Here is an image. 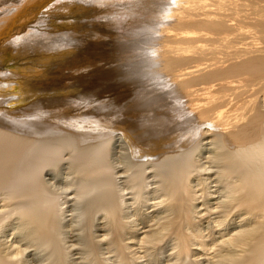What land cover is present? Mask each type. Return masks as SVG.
<instances>
[{
	"label": "rangeland",
	"instance_id": "rangeland-1",
	"mask_svg": "<svg viewBox=\"0 0 264 264\" xmlns=\"http://www.w3.org/2000/svg\"><path fill=\"white\" fill-rule=\"evenodd\" d=\"M34 1L35 0H0V35H2L3 33H5L8 30H12V33L10 32L11 34H9L7 36V38L5 37L6 39H3V41H1V43H0V69H2L4 65H6V66L9 65L8 66L9 70H12V71L15 70V72L25 70V69L26 70H30V69L33 70V67H34V69L36 68L37 71H43L44 67L42 65L41 58L48 57L49 53H50L49 58H50V56H53V57L56 56L57 57L58 55H63V56L66 55L67 57L66 56L65 57L68 58V60L70 58L71 60H73V62H75V63L77 62L76 63L77 65H79V64L82 66L84 65L83 66L84 68H78L79 70H78V72H76L75 67L72 66V68H70V70H74L75 72L73 71V73H72V71H69L67 67H66L67 69L63 68L66 66L65 63H63V64L59 63V65H58L59 67L56 69L57 73L55 72V70L53 72V71H51L52 69L49 70V68H48L47 69L48 73H49L48 77H51V78L56 77V81H57L56 84L57 83L58 84L50 87L51 89L50 88L42 89L41 87L35 88L33 90V91H35L33 94L29 93V96L27 94V96L24 97V99H25L24 102H20V104H16L17 107L19 106L18 108L16 107V105L11 106L8 103L6 104L7 106L6 105H4V106L2 105L3 107L0 106V116L4 117L6 119H12L15 122L17 120L20 121L21 118L24 117L25 119L22 118L23 120H21V121H33V122L34 121H40V122H42V125L51 124L54 127H57V126L61 127V128L65 127L66 131H75L76 130L78 134L99 133V134H103V135L104 134L112 135V133H114V134L123 133L125 135L132 136L136 142L141 141L142 143L137 142V144L139 143L138 144L139 147L142 146L141 148H143V145L145 143H148V142L158 143V141H156V140L158 138H160V137H158L160 134L158 135L156 133L161 132V130H163V131L166 130V133H168V131H169V134H167V135H169L168 137H171V135H172V137L174 135L176 137H180L183 135H184L183 137H186L185 134L186 135L189 134V136L192 137L191 139H194L195 142H197V143L192 142L189 144L190 146L195 145L196 147L194 149L191 148L192 153H189L187 155L188 157L186 156L184 158V162L186 161V159H189L186 161L187 164L185 162V166L189 167V170H187V172H186V177H185L186 181L184 180V187L182 186L181 191L184 190V192H185V193L182 192L184 194L183 200H185V205L183 206V208L185 209V207H186V209L189 210V207L190 206H192V207H190L191 210H189V212H187L188 210L185 211L186 209L185 210L183 209V214L186 212L184 214V215H186V217L184 215H182V213H180V215H179V217H181L180 219L184 218V222H185V223L181 222L180 227L182 228L186 224L184 233L182 232L180 234V231H179L178 234H175L173 230H172L173 232L171 230H169L168 234H171L169 236L167 234V232H163L162 237L161 236H160L161 238L159 237L158 242L156 240V241H154L153 245H152V243L148 244L147 245L148 249H147L146 245L141 244L140 240L138 241L139 236L141 239L142 236L143 237L145 236L144 234H147V233L149 234V233L155 231L158 227H160L162 225L161 224L162 222L165 223V221H168V219L169 220H170V218L173 219L175 217V214H176V213L173 214V212L170 211L169 208L172 205L171 199L170 198L168 199V197L165 195L166 194L165 193V187H163L165 184L163 182V179L158 178V177H161V175H162L161 174L162 169L160 167L159 168L157 167L158 169L153 168V170L151 169L152 170L151 171V170H149L150 168H148L143 173V171L139 170V168H138L137 169L138 172H137L135 167L133 168V166L130 165L132 167L131 168L129 166V164L126 163L125 160L123 161L124 158L122 155L119 156L121 154V152L118 151L119 149L116 148V145L110 144L109 150L111 151V153L109 151V154L111 156L109 155L110 157H108V163L110 162L109 168H110L111 174H109L108 183L105 184L101 181V184H100L101 186H99L101 188H99V187L97 188L94 186V183L92 181H90L93 178H85V180H84V178L81 177L82 176V172H80L81 169L79 167L77 169L74 166V164H76V161H74V156H73L74 153L71 150H63L62 154L60 155L61 157L58 158L59 160L58 159H57L58 161L51 160L52 163L49 164V166H45L47 170L45 169V167H44V169L41 170L42 172L40 173V177H39L40 180H44V182H45V183H43V181L39 180V182L42 184L43 188L47 189L46 193L48 192L47 194H48V196H50L48 198L54 199V200L52 199L54 202L53 206L51 205L52 204L51 199L48 200V201H50L51 207L54 208L55 205L56 206L58 205V207H55L54 209H52L54 212L51 210L52 215L55 214V215H53V219L55 222V227H54L55 232L53 230L54 233H52L53 234L52 239H51L52 241L51 240L48 241L49 242L48 244H47V241L43 242L44 241L43 239H37V238L35 239L34 237H32V235H31V232L33 230L32 227H30V226L28 227L29 224L26 223L25 218L23 219V215L21 216L22 219L19 218L17 213H19L20 215L22 214V213H20L21 212L20 205L18 203H17L18 204L17 205L15 202H13L10 194L7 192H3L4 195H1L2 193L0 194L2 196V199L0 196V201H1L2 205L4 204L2 207L0 205V219H1L0 220L1 221L0 222V252L2 253L3 256L8 255V256H5V257H7L6 258L7 260L9 259L7 262L9 264H90V263L91 264H175V263L176 264L177 263L178 264H237L238 262H240L244 258L245 254L247 253L246 252L247 246H245L246 248L243 246V249H246L244 251H243V249L239 250L242 248L241 246L237 247V248H239L238 250L236 248L233 249L234 247L231 246L232 249L230 250V249H228L229 247H227L228 242H229L228 240H232L234 237H236L238 234H240L241 231H243L245 229L246 226L244 225V222L248 219V216L243 214L241 211H238L237 206L232 208V209H234L233 210L234 212H232V209L228 210L227 212L222 211L223 203L229 202L228 200L233 193L232 191H230L232 189L230 187H232L234 185V182H235V180L233 178H232V180L228 176L226 178V175H228V174H225L223 169H222L223 168L222 163H221L222 161L219 159L216 161V157L218 155H221L222 152H224V151H222V150H224L223 145H221L222 141H220V143H219V141L216 142V140L215 139L212 140V138L211 139L209 138L211 141L209 139H207L209 141V144H208L207 140L202 141L201 140V139H203L202 136L199 137L200 135H202L201 134L202 131H198V130L194 131L191 123H189V122L173 127L172 125L174 123L172 121H169L170 118H168V117H170V115L168 116L166 113V111L172 112V110L174 108L173 107L172 109H170L172 106L169 105V103H168L169 101H166V99L163 97L162 101L158 100V102L153 103L152 106L156 105V107H153L151 109V107L148 106V105H150L149 103L151 100H155L154 98H159L160 93H158V94L154 93V92H158L157 90H155L158 87H155V89H154V87H152L151 89H154V90L149 91L148 93H145L144 91H142V88L147 86V85H146V81L144 82L145 79L144 80L142 79L143 82L141 81L140 76H142V77H143V75L152 76V74H150V72H148V71L153 70L154 67L157 66L155 68V71L158 70L163 75H167L168 79L170 81H172V79L174 77H176V75H172V74H175L176 73L175 70L178 69L175 66L171 65L170 62L172 60H169L167 57V53L164 52L166 47L168 46L167 43H162L161 46L160 45H154L156 48L155 49V52H156L155 56H162V54H165L166 58H165V56H162V58L164 57L165 59L161 58V60H159L158 63H157V61H153L154 62L153 63L149 59L152 62V64L151 63L149 64L147 61L146 65H144L145 62L140 59L141 57L139 55H141V54L143 55L145 53V52H143V53L141 52L143 50V48L146 49L149 47V43L151 41L152 34H153V37L154 36L156 37V35H154V33H153V30H152V32H151V29L148 30L149 25H151V23H153V21L155 20L154 16H156V14L153 13L154 9L153 10L149 9L151 7L150 5H147V6L146 5L141 6V4L136 5L135 0H119V1L118 0H116V1L115 0H71V4L69 2L70 0H53V1L49 2L48 5H45L43 3V0H39V3L37 4V6H35L37 8H35V7L33 8V10L35 12L33 13V11H32V13H29V10L31 8L29 6H31V4ZM141 2H142V0H141ZM78 7H79V9H78ZM80 7L83 10H81ZM131 7H133V8L129 9ZM227 7L229 8L230 6L226 5L223 8L227 9ZM71 8H74V9L77 8L78 11L74 12L73 9H71ZM151 8H153V7H151ZM104 9H106V10H104ZM139 9H141V12L139 11ZM109 10L112 12H110ZM230 10H232V9H230ZM230 10H229V12H230ZM108 11H109V13H108ZM128 11L131 13H129ZM132 11H135V12L132 13ZM142 11H144V12H142ZM125 12L129 13V14L126 15ZM230 13H233V12H230ZM76 15H78V16H76ZM27 19H29V22L26 23L25 21H27ZM21 20L22 21L24 20V23H22V26L20 27L21 23L19 24V22ZM135 20H138V21H135ZM107 21L108 22L110 21L109 24H111V25L108 26L110 30L108 29V27L103 28L104 27L103 24L107 23ZM111 21H113V22H111ZM118 22L120 24H118ZM146 22H148V23L146 24ZM62 23H67L69 25L73 24L76 27V30L75 31L71 30V28H68L71 32L69 30L68 31L63 30L62 28H60ZM135 23H137V24L135 25ZM132 24H134V25H132ZM165 25H166V23H164L160 27V32H161L163 26H165ZM14 26H16L17 29L11 28ZM17 26H19L20 29H18L19 27H17ZM121 26H123V27H121ZM31 27H34L35 30H32ZM136 27L138 29L139 28L140 29L138 30V29H136ZM166 27H168V26H166ZM88 28H91V30H88ZM45 30H46V32L42 33L41 35L36 36V34L34 33V31L36 33H41L40 31H45ZM73 31L76 33H74ZM24 32L27 34L26 36L29 38L24 39V37H23ZM160 32H158V34ZM20 34H22V37L19 36ZM108 34L113 35V36H110ZM102 35H104V36H102ZM66 36H70V37L73 36L75 38H74V40H68L66 38ZM108 36H110V37H108ZM162 36L164 37L165 35L162 34ZM20 37H21V39H19ZM104 40L106 43L104 42ZM98 41H99V43H98ZM68 42H70L71 45ZM140 42H142V43H140ZM173 42H170L171 46L175 45V41H173ZM27 44H29V45H27ZM128 44H130L131 46ZM31 45H32V48H31ZM33 45H34V49H33ZM137 45H139V46H137ZM104 46H106V47H104ZM122 46H125V47L123 48ZM139 48H140V50L141 49L142 50L141 51L139 50V52H138L137 49H139ZM171 51H172V55H175L173 53V50H171ZM52 53H54V54H52ZM137 53H139V55ZM104 56H105V58H104ZM132 56H134V57H132ZM65 57H64V59H66ZM108 57L110 59H107V61H108L107 62L106 58H108ZM135 57L138 59H136ZM100 58H101V61L104 60L105 63L101 62ZM124 58L126 60H124ZM76 59H77V61H76ZM129 59L130 60L132 59L131 62L130 61L128 62ZM122 60L124 62H122ZM137 60H139V61H137ZM56 61L58 62L59 60L57 59ZM56 61L54 60V62H56ZM132 62H133V64H132ZM139 63H141V64H139ZM156 63H157V65H156ZM50 64H52V63H49V65ZM77 65H76V67H77ZM142 65H144V66H142ZM38 66L42 67V70ZM110 66L112 69L110 68ZM141 68H142V70H141ZM148 68H149V70H148ZM5 69H6L5 71H7V68H5ZM106 70H108V71H106ZM62 72H63V75H62ZM140 72H142V74H138ZM0 73H3V72L1 71ZM134 77H136V79ZM132 78H134V79H132ZM131 79L134 81H132ZM188 79H185L184 82H186ZM7 82L9 83L10 81H7ZM17 82L19 83V81H17ZM144 83H145V85H144ZM120 85H121V87H120ZM132 85L135 88L134 93H136L138 95L134 94L132 96V92L134 90V88L131 87ZM110 86H111V88H110ZM123 86L125 87V89ZM139 86H141V87H139ZM42 87L44 88L43 85H42ZM14 88H18L17 85L14 86ZM117 88L120 90V93H119V90ZM127 88L128 89L130 88V91L128 92V94L125 95L124 92L125 91L127 92ZM196 89L197 88H194L193 91ZM14 90H16V89H14ZM97 90H98V92H97ZM116 90L118 93L116 92ZM165 90H168V89H165ZM122 93L124 95H120ZM153 94H156L157 97H156V95L153 96ZM30 95H31V98H30ZM97 98H99V99L97 100ZM190 99L193 100L194 96L190 97L189 100ZM159 101L161 103L163 101H165V102H163L164 106L166 105L165 104L166 102L168 103L167 105L169 107H167V105L164 107V109H166V107H167V110L162 109V107H163L162 105L160 107L159 104H156V103H160ZM135 102H137V105ZM10 106H11L12 110H11ZM157 106H159V107H157ZM7 107H9V108H7ZM6 108L10 109L11 112H10V110L8 112V110H6ZM22 108H23V110H22ZM168 108L170 109V111ZM161 109H162V111H165L166 114L163 112V114H164L163 115ZM199 109L204 110L203 108H199ZM17 112H19V113H17ZM9 115L12 116V118H9ZM19 116H20V118H19ZM211 119L214 122H219V119H216L214 116H212ZM170 120H172V119H170ZM153 123H155V124H153ZM163 123H165V125ZM128 124H131L137 132L132 131L128 127L129 126ZM221 125L227 126V124H224V123H222ZM62 126H64V127H62ZM162 126L167 127V128L164 129V127H162ZM169 127H170V129H169ZM191 130H192V132H190ZM227 130L231 134L233 131H235L234 129H227ZM174 131H177V133L176 132L174 133ZM136 135H139V136L142 135V136H141V138L139 137V139H137L136 137H134ZM167 135L165 136V138L167 137ZM193 136H195V137H193ZM168 137H167V139H168ZM196 138H197V141H196ZM142 139H143V141H142ZM185 139L182 138V141H185ZM198 139H200L201 141H199ZM175 140L179 142V139L176 138ZM163 141H165L164 138H163ZM199 142H201L202 144ZM166 143L167 142L164 143V146H163V144L159 145L161 147H158L159 148L157 151V152H159L158 154L162 153L165 146H167L168 143H170V142H168L167 144ZM205 143H206V145H203ZM213 143H216V144H214L215 147L213 146ZM199 144L201 146H199ZM210 144H212V145H210ZM202 145L205 147H202ZM219 145L222 147H220ZM197 146H199V149H197ZM220 148H222V149H220ZM160 149L161 150L163 149V150L161 151ZM183 149H186V148H183ZM218 149H220L221 152ZM165 150H167V148ZM165 150L163 151V153L166 152ZM66 151H69V153H67ZM212 151H214L216 153H214ZM217 151H219V152L217 153ZM196 152H200V153L197 154ZM71 153H73V154H71ZM115 153L119 157H117L115 155ZM204 153H206L207 155ZM191 154H193L195 156V158ZM195 154H197V155H195ZM199 154H200V157H199ZM156 155H157V153H156ZM211 155H212V157H211ZM214 155H215V157H213ZM66 156H68V157H66ZM114 156H116V157H114ZM203 158H205L206 160L204 161ZM198 159L200 161H198ZM71 160H73V161H71ZM117 160H119L120 163H123L124 166H123V164H120ZM208 160L211 162H209ZM113 161H115V162H113ZM219 161H221V162H219ZM203 162H205V163H203ZM206 162L209 163L210 166L212 165V167H210ZM189 163H191V164H189ZM210 163H212V164H210ZM220 163H221V165H220ZM199 164H202V165L199 166ZM213 164H216V166H214ZM114 165H115V167H114ZM191 165H193V166H191ZM203 165L204 166L206 165L205 166L206 170H205V167H203ZM117 166H118V168H117ZM122 166H123V168H122ZM119 167H121L123 170L121 168L119 170ZM207 167H209L210 171ZM50 168H52V169H50ZM72 168H74V169H72ZM201 168H203L202 171L205 172L203 174L206 175L208 173V176L203 175L201 173V171H199L198 173L196 172V171L200 170ZM212 168H214V169H212ZM115 169L117 170L118 173L116 172ZM129 169H130V171H129ZM211 169H212V171H211ZM216 169H219V170H216ZM220 169H221V171H220ZM44 170H46V171H44ZM73 170H74V172H72ZM124 170H125V173H124ZM190 170H192L193 172H191ZM126 171H128L127 174H129V175H126ZM165 171H166V169H165ZM189 171H190V174L188 173ZM122 172L124 175L122 174ZM149 172H151V173H149ZM72 173H73V176H72ZM131 173H132V175H131ZM137 173L142 175V176L144 174V176H143L144 179L142 178V176L138 175ZM199 174H201V175H199ZM215 174H216V176H215ZM221 174L223 176H221ZM79 175H80V177H79ZM119 175H121V176H119ZM125 175H126V177H128V176H130V177L124 178ZM212 175L215 178L218 177L217 180H215L214 177L212 178ZM219 175H220V177H219ZM149 176H150V178H152V180H154V181L156 180V181L154 182L150 178H147ZM190 176H192V177H190ZM195 176L197 177V179ZM136 178H139V179L142 178V179L136 180ZM199 178H200V180H199ZM221 178L222 179L224 178V179L222 180ZM113 179L117 180V181H114V184L112 183ZM126 179H127V181L129 179V181L127 182ZM189 179H190V181H189ZM212 179H214L215 181ZM227 179H228V181H227ZM110 180H111V182H110ZM201 180H204L205 183L199 182ZM141 181H142V183H141ZM206 181L208 182L207 184H209V185L211 184V185L210 186L208 185V188L206 185V187L204 189V185L206 184ZM217 181L219 184L218 183H217V185L214 184ZM147 182H149V185L151 187L149 185H147ZM150 182H153V184L152 183L150 184ZM225 182L227 184H224ZM122 183L125 184L126 186L125 185L123 186ZM84 184L86 186L88 185V187L84 186ZM103 184H105V185H103ZM111 184H113V185H111ZM141 184H143V186ZM144 184L146 185V188H144ZM185 184H186V186H185ZM157 185H158V189H157ZM187 185H189V187ZM198 185L201 187H199ZM214 185H215V187H214ZM218 185H220V186H218ZM222 185L225 187H223ZM109 186H110V188H109ZM192 186H193V188H192ZM226 186H229V188ZM79 187H80V189L78 190ZM206 188L211 193H209L208 190L206 191ZM131 189H132V191L130 192ZM143 189H144V191H143ZM215 189L219 190V192H220L219 194H217V196H216V193H218V191ZM105 190L110 192V195L112 198L114 197L112 202H113V206L115 205L114 206L115 207V214H118V217L120 215V217L118 219L121 218V220L119 221V223H121V224H119L118 228H117V226L113 225L114 220H112V224H110L111 219H109V217L106 215L104 208H101V206H94L95 209L93 208V202H95V200L99 197V195L101 193L105 192ZM190 190H192V191H190ZM186 191H188L189 194H188V192L186 193ZM193 191L196 192L195 195H197V194L199 195V193H200V195H199L200 197L197 196L198 198L197 197H195L196 199L193 198L192 196H195ZM206 192H208V194ZM158 193H162L163 197L159 196L161 194H158ZM213 193H214V195H212ZM224 193H226V195ZM49 194H51L52 196ZM201 194L202 195L204 194L205 196L203 195L204 197L202 198ZM153 195H154V197H153ZM155 195H157L159 197H156ZM7 196H8V199L5 200L4 198ZM92 196H95V197H92ZM96 196H98V197H96ZM164 196L166 199L164 198ZM160 197H161V201H163L164 203L159 201ZM186 197H188V199H186ZM212 197H213V199H212ZM222 197L223 198L225 197V198L223 199ZM154 198L156 200H158V202L153 203V201H156ZM163 198L165 200L168 199V201L169 200L170 201L169 202L165 201ZM198 199H199V201H198ZM201 199H203V201ZM2 200H5V203H3ZM186 200H188V201H186ZM189 200H191V201H189ZM192 201H193V203H195L197 201V203L193 204ZM200 201H202V202H200ZM209 201H211V202H209ZM212 202H213V204H212ZM152 203H153V207H154V204H155V206L157 205V207L153 208ZM172 203H173V200H172ZM215 203H216V205H215ZM5 204H7V205H5ZM135 204H137V205H135ZM186 204H188V205H186ZM8 205L17 206V208L14 207L15 208L14 209V208H12V206L10 207ZM150 205H151V209L149 208ZM193 205H195V207L199 211H197V209H195V207ZM89 206H90V208H89ZM164 206H166V207H164ZM187 206H188V208H187ZM3 207H6V208H3ZM98 207H100V210ZM203 207H204V211L202 209ZM208 207H209V209H208ZM199 208H201V209H199ZM7 209H9V210H7ZM16 209H18L19 211ZM86 209H87V211H86ZM97 209H98V212H96ZM161 209L162 210L164 209L166 211H164V210L162 211ZM213 209L216 211H214ZM218 209L220 210V212ZM2 210H4L5 212ZM58 210H59V212H58ZM153 210L154 211L157 210V211L154 212ZM201 210H202V212H200ZM13 211H15L16 213ZM93 211H95V212H93ZM205 211H207V212H205ZM209 211H211L213 213L215 212L214 215L211 212H210L211 213L210 214ZM229 211L233 213L232 217H231L232 214H230ZM87 212L89 214L90 213L91 214L89 215V214H87ZM221 212L224 215H222ZM152 213H153V215H152ZM158 213H160V215H158ZM165 213H166V215H163ZM189 213H192L190 215H193L192 216L193 218H190L191 216L189 215ZM220 213H221V215H220ZM239 213H241V215ZM96 214H97V216H96ZM161 214H162V216H161ZM170 214H171V217H170ZM151 215H152L153 219H151ZM181 215L183 216V218ZM200 215H202V216L199 217ZM227 215H230L229 216L230 218ZM8 216H10V217H8ZM89 216H91V217H89ZM135 216H136V218H135ZM165 216H167V219ZM188 216H190V217H188ZM203 216L205 217L204 219H202ZM222 216H223V218H222ZM76 217L78 219H76ZM156 217L158 220L156 219ZM187 217L190 219L195 218V220L191 221V220L187 219ZM241 217L243 220L241 219ZM185 218L190 222L188 223V221H187V223H186ZM118 219H116V220L118 221ZM163 219H166V220L164 221ZM198 219L201 220V221L199 220L201 225L197 221ZM217 219H218V221H217ZM262 219L263 218H258L257 220L255 219L256 220L255 222H257L258 225L261 224L260 226H257V227H259L258 233H261L263 231L262 228H264L263 227L264 222H262L263 221ZM232 220L233 221L235 220V221L233 222ZM239 220L243 221V222H240ZM258 220L260 221L259 223H258ZM3 221H4V223H3ZM228 221H229V223H228ZM130 222H132L133 224ZM134 222L136 223V225ZM191 222H192V224H191ZM193 222H194V224H193ZM231 222L234 224H232ZM155 223H157V224H155ZM241 223H242V225H241ZM197 224L199 226H197ZM77 225H78V227H77ZM109 225H111V227L112 226H114V227L111 228V227H109ZM124 225L126 228L124 227ZM158 225H160V226H158ZM225 225L227 228L225 227ZM238 225H241V227ZM21 226L23 229H21ZM56 226H58V227H56ZM186 226H188L190 228H188ZM237 226H238V228H237ZM148 227L150 228V231H149ZM147 228H148V230H147ZM152 228H156V229L152 230ZM186 228H188L187 229V231L189 230L188 232H186ZM194 228H196V229H194ZM57 229H60V230L57 232L56 231ZM89 229H90V231H89ZM105 229H106V231H105ZM119 229H121V230H119ZM238 229H239V231L241 229V231L238 232ZM30 230H31V232H29ZM144 230L147 232L145 233ZM191 230H193V231H191ZM235 230L238 232V234H237V232H236V234H233L235 232ZM25 231H26V233H23ZM121 231H123V232H121ZM142 231H143V233H142ZM183 231H184V228H183ZM228 232H229V234H228ZM104 233H105V235H104ZM121 233H122V235H121ZM185 233L186 234L190 233V234L185 235ZM113 234H115V235H113ZM130 234H131V236H130ZM174 234L176 235V237L174 236ZM182 234H184V235H182ZM203 234H205V235L202 236ZM207 234H209L208 237H206ZM226 234H228L229 236L231 235L232 237L231 236L229 237ZM116 235H117V238H116ZM163 235H165L164 238H163ZM177 235H179L178 236L179 238L177 237ZM189 235H191V236H189ZM122 236H123V238H122ZM168 236L171 238L173 237V238L171 239ZM183 236H187V237L189 236V238L190 237L191 238L187 239V237H183ZM25 237H27V238H25ZM86 237L88 240H86ZM133 237L136 238L135 240L141 244V247L139 246L138 242H135ZM180 237H182V238H180ZM209 237H211V238H209ZM58 238L59 239L61 238L60 241ZM174 238L176 240L175 243H173ZM33 239H34V241H32ZM56 239H57V241H56ZM125 239H126V242H125ZM160 239L161 240L163 239L162 242ZM191 239H192V241H191ZM199 239L201 240V243H200ZM216 239L217 240L219 239V240L217 241ZM35 240H36V242H35ZM127 240H128V244H127ZM133 240H134L135 245L138 244V247L136 246L134 248V246H135L134 243L131 245L129 244L130 241L133 242ZM195 240H197L198 242ZM212 240H214V242L216 241L215 242L216 245ZM28 241H29V243H28ZM113 241H114V243H113ZM181 241L183 242L184 246L186 245L187 248L188 247L190 248L191 251L189 249L187 250V248L185 249L189 253L185 250H181V248L183 247L181 245V243H182ZM190 241H191L192 245L190 244ZM202 241H204V242H202ZM211 241L214 244H212ZM41 242H43L44 244ZM58 242H59V244H58ZM123 242L126 243V245ZM178 242H180L179 244L181 246L178 244ZM185 242H187V243H185ZM51 243H53V246L51 245ZM87 244L88 245L90 244V245L87 246ZM122 244H124V245H122ZM170 244H172L173 246ZM68 245H69V247H68ZM155 245H156V247H155ZM203 245H204V247H203ZM213 245H215V246H213ZM222 245H224V246H222ZM144 246L146 247L145 249L143 248ZM176 246H178L177 247L178 250L176 248H174ZM199 246H200V248H199ZM150 247H151V249H150ZM205 247H208V249L210 251L207 250V248H205ZM212 247H215V248H212ZM26 248H27V250H26ZM89 248H91V249H89ZM132 248L135 250H133ZM217 248L219 250H217ZM119 250H120V253H119ZM123 250H125V252H123ZM128 250L131 252L129 253ZM147 250H148V252H147ZM204 250H205V253H204ZM206 250H207V252H206ZM214 250H216V251H214ZM234 250H237V251H234ZM82 251H84V252H82ZM177 251L178 252L182 251L183 253L180 252L181 253L180 254ZM184 251L187 252L188 254L185 255ZM219 251H220V254L218 253ZM229 251H232L233 252L232 254L236 253L235 256L234 255H232V257L229 256L228 255ZM190 252H192V254ZM225 252H226V254H225ZM242 252H243V254H242ZM119 254H121V255H119ZM122 254L126 257L124 258V256ZM132 255H133V257H132ZM137 255H138V257H137ZM175 255H176V258H175ZM224 255H225V258H224ZM241 256H242V258H241ZM234 257H236L237 259H235ZM12 259H14V260H12ZM119 259H121V260H119ZM234 260L236 263L234 262ZM227 262H229V263H227Z\"/></svg>",
	"mask_w": 264,
	"mask_h": 264
},
{
	"label": "bare ground",
	"instance_id": "bare-ground-1",
	"mask_svg": "<svg viewBox=\"0 0 264 264\" xmlns=\"http://www.w3.org/2000/svg\"><path fill=\"white\" fill-rule=\"evenodd\" d=\"M51 1H53V0H43V3L45 5H48L49 2H51ZM135 1H136V5H140V4H141V6L150 5L153 8H151V7L150 8L148 7V8L152 9V10L154 9L153 13L156 14V16H154L155 20L153 21V23H151V25L148 24L149 25L148 30L151 29V32L153 30V33H154V35H156V37L154 36L155 37L154 38L153 34L151 33L152 34V38H151V41L149 43V47L147 46L148 48H146V49L143 48V50L141 49L142 51L140 50V48L137 49L138 52H139V50L142 53L145 52L143 55L142 54L139 55V53H137L141 57V58L140 57L139 58L142 61L145 62L144 65L147 64V61H148L149 64L150 63L152 64L153 61H157V63H158V61L161 60L162 56H165V58H166V55L162 54V56H155V53H156L155 49L156 48H155L154 45H160L161 46L162 43H167L168 46L166 47L164 52L167 53L168 59L172 60L170 62L171 65H173L176 68H178V69L175 68L176 69L175 70L176 73L172 74V75H176V77H174L172 79V81H170L168 79L167 75H163L158 70L155 71V68L157 66L154 67V69H153L154 71L153 70L148 71V72H150V74H152V76H149V75H143V77L140 76L141 77V81H142V79L143 80L145 79L144 82L146 81V85H147V86L142 88V91H144L145 93H148L149 91H153L155 89V87H158L157 89H155L158 92H154V93H156V94L160 93L159 94V98H154L155 100H151L150 103H149L150 105H148V106L151 107V109L153 107H156V105L152 106L153 103L154 102H158V100L162 101V98L164 97L166 99V101H169L168 102L169 105L172 106L170 109H172L174 107L172 112L170 111L169 108L168 109H169L170 112L166 111L167 115L168 116L170 115V117H168V116L167 117L172 119V120L169 119V121H172L174 123L172 125L173 127L179 126L180 124H184V123H188L189 122V123H191L192 128L194 129V131H196V130L202 131L201 132L202 135L199 136V137L202 136V138H203V139H201L202 141L203 140L206 141L209 138L210 139L212 138V140L215 139L216 142L219 141V143H220V141H222L221 145H223V147H224V150H222V151H224V152H222L221 155H218L216 157V161L218 159L222 161V162L221 161H219V162L222 163V166H223L222 169H223L224 173L228 174V175H226V178L228 176V177L231 178V180H232V178L235 180L234 185L232 187H230V188H232L230 191H232L233 193H232V195L230 196V198L228 200L229 202H227V203H223L222 202L223 203L222 211H226L227 212L228 210H230L233 207L237 206L238 211H241L243 214L248 216V219L244 222V225L246 226L245 229L243 230L241 228L243 230V231H241V229H240L241 232L238 229V232H240V234H238V232L235 230V232L233 234H236V232H237L238 235L236 237H234L232 240H228L229 242H228V246L227 247H229L228 249L231 250L232 249L231 246H232V247H234L233 249L236 248L238 250L239 248H237V247L241 246L242 248L239 249V250H242L243 246L244 247L247 246V251H246L247 253L246 254L244 253L245 254L244 258L240 262H238L237 264H264V228L261 227L263 229V231L261 232L259 230L261 233H258V228L259 227H257V226H260L261 224L258 225L257 222H255L258 218H263L262 222H264V0H142V2H141V0H135ZM69 2L71 4V0ZM38 3H39V0H37V1L35 0L31 4V6H29V7H31L30 10H29V13H32V11H33V13L35 12L33 10V8L35 6H37ZM226 5L230 6L231 8L230 7L229 8L232 9V10H230L228 7H227V9L226 8L224 9L223 7L226 6ZM35 8H37V7H35ZM132 8L133 7L129 8V9H132ZM71 9H73L74 12H77L79 7H78V9L77 8H75V9L71 8ZM228 9L230 10V12H233V13H230ZM81 10H83V9L81 8ZM104 10H106V9H104ZM109 11H108V13H109ZM139 11L141 12V9H139ZM110 12H112V11H110ZM133 12H135V11H132V13ZM142 12H144V11H142ZM129 13H131V12H129ZM129 13H126V15L129 14ZM76 16H78V15H76ZM135 21H138V20H135ZM25 22L26 23L29 22V19H27V21H25ZM111 22H113V21H111ZM20 23H21V25H20V27H21L22 23H24V20L23 21L21 20L19 22V24ZM109 23H110V21L109 22L107 21V23H104L103 24V26H104L103 28H106L109 25H111ZM147 23L148 22H146V24ZM164 23H166V25L163 26V28H162V30L160 32V27ZM118 24H120V23L118 22ZM136 24L137 23H135V25ZM132 25H134V24H132ZM166 26H168V27H166ZM17 27H19V26H17ZM20 27L18 29H20ZM121 27H123V26H121ZM11 28L17 29L16 26L11 27ZM60 28H62L63 30H66V31L69 30L68 28H71V30H74V31L76 30V27L73 24L69 25L67 23H62ZM31 29L35 30L34 27H31ZM108 29H109V27H108ZM136 29H138V28L136 27ZM88 30H91V28H88ZM10 32L12 33V30H8L5 33H3L2 35H0V43H1V41H3V39H6L9 34H11ZM40 32L41 33H36L34 31V33L37 36V35H41L42 33H45L46 30L45 31H40ZM158 32H160V33L158 34ZM74 33H76V32H74ZM162 34H164L165 36L163 37ZM26 35L27 34L24 32V36H23L24 39L25 38L26 39L29 38ZM108 35H110V34H108ZM19 36L22 37V34H20ZM102 36H104V35H102ZM110 36H113V35H110ZM110 36H108V37H110ZM21 37L19 39H21ZM72 37L66 36V38L68 40H74L75 37H73V38ZM173 41H175V45H173L171 43L173 45V46H171L170 42H173ZM104 42H105V40H104ZM68 43L70 44V42H68ZM98 43H99V41H98ZM140 43H142V42H140ZM27 45H29V44H27ZM128 45H130V44H128ZM137 46H139V45H137ZM104 47H106V46H104ZM122 47L124 48L125 46H122ZM31 48H32V45H31ZM33 49H34V45H33ZM171 50H173V53L175 55H172V51ZM49 54H48V57L41 58L42 65L44 67L43 71H37L36 68L34 69V67H33V70L32 69H30V70H26L25 69V70H21V71H16L15 72V70H13V71L9 70V68H8L9 65L8 66H6V65L3 66V68L4 67L7 68V71H5L6 70L5 68L4 69L3 68L0 69V72L1 71L3 72V73H0V106H2V105L4 106L7 103L10 104L11 106H15L16 104H20V102H24L25 101L24 97H26L27 94H28V96H29V93L33 94L35 92V91H33L35 88H40L41 87L42 89H47V88L52 87L53 85H57L58 83L56 84V82H57L56 81V77H53V78L48 77L49 73H48L47 69L49 68V70L52 69L51 71L54 72V70H55V72H56V69L59 67L58 66L59 63H62V64L65 63L66 66L64 65L65 67H63V68L67 67L69 71H72V73L74 71V70H70V68H72V66L75 67L76 72H78V70H79L78 68H84L83 67L84 65L83 66L80 65V64L77 65L76 64L77 62L76 63L73 62V60H71L70 58L68 60V58H66L67 57L66 55H65L66 57L63 56V55H58L56 57L54 55L55 57L50 56V58H49ZM52 54H54V53H52ZM64 57L66 59H64ZM132 57H134V56H132ZM56 58L59 60L58 62L56 61L57 60ZM104 58H105V56H104ZM125 58H124V60H126ZM107 59H110V58L109 57L106 58V61H107ZM136 59H138V58H136ZM54 60L56 62H54ZM131 60L129 59L128 62L129 61L131 62ZM76 61H77V59H76ZM100 61H101V58H100ZM137 61H139V60H137ZM101 62L105 63L104 60H102ZM122 62H124V61L122 60ZM49 63H52V64L49 65ZM157 63H156V65H157ZM132 64H133V62H132ZM139 64H141V63H139ZM76 65H77V67H76ZM144 65H142V66H144ZM39 68H41V70H42V67H39ZM110 68H111V66H110ZM141 70H142V68H141ZM148 70H149V68H148ZM106 71H108V70H106ZM138 74H142V72H140ZM62 75H63V72H62ZM134 78L136 79V77H134ZM134 78H132V79H134ZM185 79H188V80L186 82H184ZM7 81H10V82L8 83ZM17 81H19V83ZM132 81H134V80H132ZM16 85H17L18 88H14V86H16ZM42 85L44 86V88L42 87ZM144 85H145V83H144ZM120 87H121V85H120ZM131 87L134 88L133 85ZM139 87H141V86H139ZM152 87H154V89H151ZM110 88H111V86H110ZM194 88H197V89L193 91ZM14 89H16V90H14ZM124 89H125V87H124ZM165 89H168V90H165ZM129 91H130V88L129 89L127 88V92L125 91L126 93L124 92V94L125 95L128 94ZM134 91H135V88H134V90L132 92V96L134 94L138 95V94L134 93ZM97 92H98V90H97ZM116 92H117V90H116ZM119 93H120V90H119ZM124 94L122 93L120 95H124ZM156 94H153V96H155ZM192 96H194V99L193 100H191V99L189 100V98L192 97ZM156 97H157V95H156ZM30 98H31V95H30ZM99 98H97V100ZM163 102H165V101H163ZM163 102L162 103L161 102L160 103H156V104H159L160 107L162 105L163 106L162 109H164V107L168 103L166 102L165 103L166 105L164 106ZM135 103L137 105V102H135ZM11 106H10V108H11ZM159 106H157V107H159ZM16 107H17V105H16ZM167 107H169V106L167 105ZM167 107L164 110H167ZM7 108H9V107H7ZM7 108H6V110H8V112H9L10 109H7ZM199 108H203L204 110H200ZM162 109H161V111H162ZM11 110H12V108H11ZM11 110H10V112H11ZM22 110H23V108H22ZM163 112L165 113V111H162V114H163ZM17 113H19V112H17ZM10 115H9V118H12V116H10ZM212 116H214L216 119H219V122H214L211 119ZM19 118H20V116H19ZM22 118H24V117H22ZM22 118H21V120H23ZM21 120L20 121L17 120L15 122L12 119H6V118L0 116V194L2 193L1 195H4L3 192L9 193L10 196L12 197L13 202H15L16 204L18 203L20 205V208H21V212L20 213H22V214L21 215L19 213H17V214H18L19 218H21V219H22L21 216L23 215V219L25 218L26 219V223L29 224L28 227L29 226L32 227V229H33L32 232H31V230L29 231V232H31L32 237H34L35 239L36 238L37 239H43L44 240L43 242L47 241V244H48L49 243L48 241H50L52 239V235H53L52 233L55 232V230H54L55 229L54 228L55 227V222H54V219H53V215H55V214L52 215V211H53L52 209H54L55 207H58V205L57 206L55 205L54 208L51 207V205L53 206V203H54L53 200L54 199L52 198L53 199L52 200L51 198H48L50 196H48V194H47L48 192L46 193L47 189L43 188L42 184L39 182L40 173L42 172L41 170L44 169L45 166H49V164L52 163L51 160L58 161L59 160L58 158L61 157L60 155L62 154L63 150H71L74 153V155H73L74 156V161H76V164H74V166L77 169H78V167L81 169L80 170V172H82V176L81 177L84 178V180H85V178H93L90 181H92L94 183V186L98 188L99 186H101L100 185L101 181L103 183H105V184L108 183V177H109V174H111L110 168H109V163L110 162L108 163V157L111 156L109 154V151H110L109 150V146H110V144L116 145V148L119 149L118 151L121 152V154L119 156L122 155L123 158H124L123 161L125 160L126 163L129 164V166L131 165V166H133V168L135 167L136 171H137L138 168H139V170L143 171V173L148 168H150L149 170H151V169L153 170V168H157V167L158 168L160 167L162 169L161 170L162 171L161 174L162 175L164 174V175L163 176L161 175V177H158V178L163 179V182H164L165 185L164 186L162 185V186L165 187V193H166L165 195L168 197V199L169 198L171 199V204L172 205L170 204L171 207L170 208L168 207V208L170 209V211L173 212V214L176 213L175 217L173 216L174 218L173 219L170 218V220L168 219V221H165L167 219V216H165L166 219H163L165 221V223L162 222L161 223L162 225L161 226L158 225L160 227H158L157 229L156 228H152V230L153 229H156V230L151 232V233H149V234L148 233L144 234L145 236L144 237L142 236L141 239H140V236H139V238L137 237L138 241L140 240L141 241L140 243L146 245V247L148 249L147 245L151 244V243L153 245L154 241H156V240L158 242L159 237L160 236L162 237L163 232H167V234H168L169 230H171V231L173 230L175 234H178L179 231H180V234L182 232L183 233L185 232V225L186 224L185 225L183 224L184 227H182V228L180 227V225H181L180 223L184 222V218H183L182 215H184L186 213L185 212L183 214V209H184L183 206L185 205V200H183V195L184 194L182 193V192H184V190L181 191V189H182V186L184 187V180H185V177H186V172H187V170H189V167L185 166V162L187 160H189V159H186V161L184 162V158L189 153H192L191 148L194 149L196 147L195 145L194 146H190L189 145L190 143L195 142L194 139H191L192 137H190L189 134H187V135L185 134L186 137H183L184 135L180 136V137H176L175 135L172 137V135H171V137H168L169 135H167V134H169V131H168V133H166V130H164V131L161 130V132L156 133L158 135L160 134L158 137L161 138V139L158 138L156 140V141H158V143L148 142V143L144 144L145 146L143 145V148H141L142 146H140V147L138 146V144L141 141L140 142L137 141V142H139L137 144V142L134 140V138L132 136H128V135H125L123 133H117V134L112 133V135H108V134H104L103 135V134H99V133H90V134L82 133V134H78L76 130L75 131H66V128L64 126H62V127H64L65 129L61 128V127H58V126L54 127V126H52L49 123H48L49 125H42V122H40V121H34L33 122V121H21ZM155 123H153V124H155ZM222 123L227 124V126H222L221 125ZM163 124L165 125V123H163ZM128 125H129L128 127L132 131L137 132L135 130V128L131 124H128ZM162 127H164V126H162ZM165 128H167V127H164V129ZM169 129H170V127H169ZM227 129H234L235 131H233L232 134H231V133H229V131ZM175 132L177 133V131H174V133ZM190 132H192V130ZM166 135H167L168 139H167V137L165 138ZM141 136L142 135H140V136L136 135L134 137L139 139V137L141 138ZM193 137H195V136H193ZM163 138H164L165 141H163ZM174 138L175 139L176 138L179 139V142L176 141ZM182 138H184V139L186 138L185 141H182ZM198 140L201 141L200 139H198ZM142 141H143V139H142ZM196 141H197V138H196ZM165 142H167V143L170 142L164 148V150L167 148V150H165L166 152L163 153L164 150L162 149L163 150L162 151L160 149L162 151V153L158 154L159 153V152H157L158 149H159L158 147H161L159 145L163 144V146H164ZM195 143H197V142H195ZM199 143H201V142H199ZM208 144H209V141H208ZM214 144H216V143H213V146L215 147ZM203 145H206V143L203 144ZM203 145H202V147H205ZM210 145H212V144H210ZM199 146H201V145L199 144ZM199 146H197V149H199ZM220 147H222V146H220ZM183 148H186V149H183ZM220 149H222V148H220ZM220 149H218V150H220ZM66 152L69 153V151H66ZM212 152H214V151H212ZM218 152L219 151H217V153ZM220 152H221V150H220ZM73 153H71V154H73ZM110 153H111V151H110ZM116 153H115V155L117 157H119ZM156 153H157V155H156ZM196 153L198 154L200 152H196ZM214 153H216V152H214ZM193 154H191V155L194 156ZM197 154H195V155H197ZM204 154H206V153H204ZM116 156H114V157H116ZM66 157H68V156H66ZM199 157H200V154H199ZM211 157H212V155H211ZM213 157H215V155ZM194 158H195V156H194ZM203 159H204V161L206 160L205 158H203ZM71 161H73V160H71ZM117 161L119 162V160H117ZM198 161H200V160L198 159ZM113 162H115V161H113ZM209 162H211V161H209ZM203 163H205V162H203ZM221 163H220V165H221ZM120 164H123V163H120ZM186 164H187V162H186ZM189 164H191V163H189ZM207 164L209 165V163H207ZM210 164H212V163H210ZM193 165H191V166H193ZM200 165H202V164H199V166ZM213 165L216 166V164H213ZM123 166H124V164H123ZM123 166H122V168H123ZM205 166L203 165V167H205ZM114 167H115V165H114ZM210 167H212V165ZM52 168H50V169H52ZM117 168H118V166H117ZM120 168L121 167H119V170H120ZM207 168L209 169V167H207ZM214 168H212V169H214ZM45 169H46V167H45ZM72 169H74V168H72ZM165 169H166V171H165ZM212 169H211V171H212ZM46 170H44V171H46ZM202 170H203V168H201L200 170H198L196 172L198 173L199 171H201L202 174L205 173ZM205 170H206V167H205ZM216 170H219V169H216ZM129 171H130V169H129ZM190 171L193 172L192 170H190ZM190 171L188 172L189 174H190ZM209 171H210V169H209ZM220 171H221V169H220ZM72 172H74V170ZM116 172H117V170H116ZM127 172L128 171H126V175H129V174H127ZM124 173H125V170H124ZM149 173H151V172H149ZM122 174H123V172H122ZM216 174H215V176H216ZM126 175L124 176V178L126 177ZM131 175H132V173H131ZM138 175H140V174H138ZM199 175H201V174H199ZM203 175H205V174H203ZM206 175L208 176V173ZM72 176H73V173H72ZM119 176H121V175H119ZM140 176H142V175H140ZM143 176H144V174H143ZM143 176H142V178H143ZM221 176H223V175L221 174ZM79 177H80V175H79ZM128 177H130V176H128ZM128 177H126V178H128ZM190 177H192V176H190ZM213 177L214 176L212 175V178ZM219 177H220V175H219ZM142 178H140V179H142ZM147 178H150V176L147 177ZM217 178H215V180H217ZM137 179H139V178H136V180ZM150 179L152 180V178H150ZM196 179H197V177H196ZM228 179H227V181H228ZM199 180H200V178H199ZM204 180H201L199 182H202V183L204 182L205 183ZM212 180H214V179H212ZM40 181H43V183H45L44 180H40ZM114 181H117V180L113 179V182H112L113 184H114ZM126 181H127V179H126ZM128 181H129V179H128ZM152 181H154V180H152ZM189 181H190V179H189ZM110 182H111V180H110ZM141 183H142V181H141ZM151 183L153 184V182H150V184ZM207 183L208 182L206 181V184L204 185V189H205L206 185H207V188H208L209 184H207ZM217 183H218V181L216 183H214V184L217 185ZM105 184H103V185H105ZM113 184H111V185H113ZM224 184H227V183L225 182ZM124 185L125 184H123V186ZM141 185L143 186V184H141ZM147 185H149V182H147ZM84 186H86V185L84 184ZM185 186H186V184H185ZM187 186L189 187V185H187ZM218 186H220V185H218ZM86 187H88V185ZM199 187H201V186H199ZM214 187H215V185H214ZM223 187H225V186H223ZM226 187L229 188V186H226ZM99 188H101V187H99ZM109 188H110V186H109ZM144 188H146L145 184H144ZM192 188H193V186H192ZM207 188H206V191L208 190ZM79 189H80V187L78 188V190ZM157 189H158V185H157ZM192 190H190V191H192ZM215 190H217V189H215ZM131 191H132V189L130 190V192ZM143 191H144V189H143ZM217 191H218V193H216V196H217V194L220 193L219 190H217ZM187 192L188 191H186V193ZM193 192H194V195H195L196 192L195 191H193ZM206 193L208 194V192H206ZM209 193H211V192L209 191ZM158 194H161L159 196H162V193H158ZM188 194H189V192H188ZM224 194L226 195V193H224ZM49 195H51V194H49ZM199 195H200V193H199ZM199 195L197 194V195L192 196V197L193 198H195L197 196L200 197ZM203 195L201 194L202 198L205 196V195L204 196ZM212 195H214V193ZM8 196L5 197L4 199L5 200L8 199ZM155 196L159 197L157 195H155ZM92 197H95V196H92ZM96 197H98V196H96ZM153 197H154V195H153ZM164 198H165V196H164ZM1 199H2V196H1ZM49 199H51V201H52L51 205H50V201H48ZM113 199H114V197L113 198L111 197L110 192L105 190V192L101 193L96 200L94 199L95 202H93V208H94V206H101V208H104V211H105L106 215L109 217V219H111V221L109 220L110 224H112V220H114L113 221V225L117 226V228H118L119 224H121V223H119L121 218L118 219L120 217V215L118 217V214H115V207H114L115 205L113 206V202H112ZM168 199L165 200V201H168ZM186 199H188V197H186ZM212 199H213V197H212ZM5 200H2L3 203H5ZM172 200H173V203H172ZM201 200L203 201V199H201ZM159 201H161V197H160ZM186 201H188V200H186ZM189 201H191V200H189ZM198 201H199V199H198ZM202 201H200V202H202ZM155 202H158V200L153 201V203H155ZM161 202H163V201H161ZM209 202H211V201H209ZM213 202H212V204H213ZM0 203H1V201H0ZM153 203H152V207H153ZM192 203H193V201H192ZM195 203H197V201ZM195 203H193V204H195ZM7 204H5V205H7ZM137 204H135V205H137ZM188 204H186V205H188ZM0 205L2 207L4 204L2 205V203H1ZM215 205H216V203H215ZM8 206H10V205H8ZM193 206L195 207V205H193ZM14 207L17 208V206H12V208H14ZM154 207H157V205L155 206V204H154ZM164 207H166V206H164ZM190 207H192V206H190ZM190 207H189V210H191ZM3 208H6V207H3ZM89 208H90V206H89ZM98 208L100 210V207H98ZM149 208L151 209V205H150ZM187 208H188V206H187ZM18 209H16V210H18ZM185 209H186V207H185ZM195 209H197V208L195 207ZM199 209H201V208H199ZM202 209L204 211V207ZM208 209H209V207H208ZM7 210H9V209H7ZM187 210L188 209H186L185 211H187ZM189 210L187 212H189ZM233 210L234 209H232V212H234ZM2 211H4V210H2ZM86 211H87V209H86ZM95 211H93V212H95ZM155 211H157V210H155ZM164 211H166V210H164ZM197 211H199V210L197 209ZM211 211H209V213ZM214 211H216V210H214ZM13 212H15V211H13ZM58 212H59V210H58ZM96 212H98V209H97ZM200 212H202V210ZM205 212H207V211H205ZM219 212H220V210H219ZM232 212H230V214H232L231 217L233 216ZM180 213H182L181 216H182L183 219H180L181 218V217H179ZM211 213H213V212H211ZM214 213H213V215H214ZM221 213H220V215H221ZM87 214H89V213L87 212ZM190 214H192V213H189V215ZM239 214L241 215V213H239ZM152 215H153V213H152ZM152 215H151V219H153ZM158 215H160V213H158ZM163 215H166V213L163 214ZM222 215H224V214L222 213ZM10 216H8V217H10ZM96 216H97V214H96ZM161 216H162V214H161ZM184 216L186 217V215H184ZM190 216H188V217L193 218L192 217L193 215H190ZM201 216L202 215H200L199 217H201ZM227 216L229 217L230 215H227ZM89 217H91V216H89ZM170 217H171V214H170ZM188 217H187V219H189L191 221L195 220V218L194 219H190ZM115 218L118 219V221ZM135 218H136V216H135ZM204 218L205 217L203 216L202 219H204ZM222 218H223V216H222ZM76 219H78V218L76 217ZM156 219H157V217H156ZM187 219L185 218L186 223L188 221ZM241 219H242V217H241ZM199 220L200 219H198L197 221L199 222ZM217 221H218V219H217ZM189 222L190 221H188V223ZM240 222H243V221H240ZM259 222L260 221L258 220V223ZM3 223H4V221H3ZM130 223H132V222H130ZM157 223H155V224H157ZM228 223H229V221H228ZM191 224H192V222H191ZM193 224H194V222H193ZM199 224H200V222H199ZM232 224H234V223H232ZM135 225H136V223H135ZM241 225H242V223H241ZM241 225H238V226L241 227ZM197 226H199V225L197 224ZM238 226H237V228H238ZM56 227H58V226H56ZM77 227H78V225H77ZM109 227H111V225H109ZM112 227H114V226H112ZM124 227H125V225H124ZM186 227H188V226H186ZM225 227H226V225H225ZM148 228H147V230H148ZM183 228H184V231H183ZM188 228H190V227H188ZM188 228H186V232L189 231V230L187 231ZM21 229H23L22 226H21ZM194 229H196V228H194ZM53 230H54V232H53ZM59 230L60 229H57L56 231L58 232ZM119 230H121V229H119ZM89 231H90V229H89ZM105 231H106V229H105ZM149 231H150V228H149ZM191 231H193V230H191ZM121 232H123V231H121ZM146 232L147 231H145V233ZM23 233H26V231L23 232ZM142 233H143V231H142ZM175 234H174V236L176 237ZM187 234H190V233H187ZM187 234L185 233V235H187ZM209 234H207L206 237H208ZM228 234H229V232H228ZM228 234H226V235H228ZM104 235H105V233H104ZM113 235H115V234H113ZM121 235H122V233H121ZM165 235H163V238L165 237ZM168 235L170 236L171 234H168ZM182 235H184V234H182ZM204 235L205 234H203L202 236H204ZM130 236H131V234H130ZM178 236L179 235H177V237ZM189 236H191V235H189ZM189 236L188 237L187 236H183V237H187V239H190L191 237L189 238ZM25 238H27V237H25ZM116 238H117V235H116ZM122 238H123V236H122ZM169 238H171V237H169ZM180 238H182V237H180ZM209 238H211V237H209ZM60 239H59V241H60ZM135 239L136 238H134V240ZM86 240H88L87 237H86ZM134 240H133V242L130 241L129 244L130 245L133 244ZM162 240H161V242H162ZM173 240H174L173 243H175V241H176L175 238ZM32 241H34V239ZM56 241H57V239H56ZM138 241L135 240V242H138ZM191 241H192V239H191ZM191 241H190V244H191ZM195 241H197V240H195ZM199 241L201 243L200 239H199ZM212 241L214 242V240H212ZM35 242H36V240H35ZM43 242H41V243H43ZM125 242H126V239H125ZM202 242H204V241H202ZM213 242H212V244H214L216 241L214 243ZM28 243H29V241H28ZM113 243H114V241H113ZM140 243L138 242L139 246L141 247ZM179 243L180 242H178V244ZM185 243H187V242H185ZM58 244H59V242H58ZM124 244L126 245V243H124ZM124 244H122V245H124ZM127 244H128V240H127ZM138 244L135 245V243H134V245H135L134 248L136 246L138 247ZM51 245L53 246V243H51ZM89 245L87 244V246H89ZM170 245H172V244H170ZM181 245L183 246L181 248V250H185L187 248L186 245L184 246L183 242L181 243ZM215 245H216V243H215ZM215 245H213V246H215ZM222 246H224V245H222ZM68 247H69V245H68ZM146 247L144 246L143 248L145 249ZM155 247H156V245H155ZM177 247L178 246H176L174 248H176L178 250ZM203 247H204V245H203ZM199 248H200V246H199ZM205 248H207V250H209L208 247H205ZM212 248H215V247H212ZM89 249H91V248H89ZM150 249H151V247H150ZM188 249L190 250L189 247L187 248V250ZM26 250H27V248H26ZM133 250H135V249H133ZM187 250H185V251H187ZM207 250H206V252H207ZM217 250H219V249L217 248ZM237 250H234V251H237ZM244 250H246V249H243V251ZM185 251H184L185 255L189 253L188 251H187L188 253L185 252ZM214 251H216V250H214ZM82 252H84V251H82ZM123 252H125V250H123ZM130 252L131 251H129V253ZM147 252H148V250H147ZM180 252H182V251H180ZM180 252H178V253H180ZM226 252H225V254H226ZM119 253H120V250H119ZM190 253L192 254V252H190ZM204 253H205V250H204ZM218 253L220 254V251ZM232 253H233L232 251H229L228 255L231 256V257H232V255L235 256L236 253L235 254H232ZM242 254H243V252H242ZM119 255H121V254H119ZM133 255H132V257H133ZM5 256H8V255H4L3 256L2 253L0 252V264H9L7 262L9 259L7 260L6 259L7 257H5ZM125 257L126 256H124V258ZM137 257H138V255H137ZM236 257H234V258L237 259ZM175 258H176V255H175ZM224 258H225V255H224ZM241 258H242V256H241ZM121 259H119V260H121ZM12 260H14V259H12ZM234 262H235V260H234ZM227 263H229V262H227Z\"/></svg>",
	"mask_w": 264,
	"mask_h": 264
}]
</instances>
